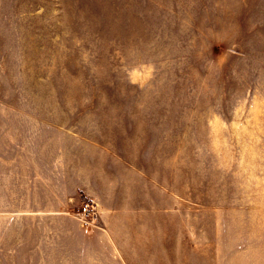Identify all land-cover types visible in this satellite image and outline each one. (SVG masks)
Returning <instances> with one entry per match:
<instances>
[{
    "label": "rangeland",
    "instance_id": "1",
    "mask_svg": "<svg viewBox=\"0 0 264 264\" xmlns=\"http://www.w3.org/2000/svg\"><path fill=\"white\" fill-rule=\"evenodd\" d=\"M0 116L66 132L120 264H264V0H0Z\"/></svg>",
    "mask_w": 264,
    "mask_h": 264
},
{
    "label": "crops",
    "instance_id": "2",
    "mask_svg": "<svg viewBox=\"0 0 264 264\" xmlns=\"http://www.w3.org/2000/svg\"><path fill=\"white\" fill-rule=\"evenodd\" d=\"M75 156L65 131L36 127L33 117L0 116V231L7 232L0 242L9 237L25 264H120L104 199L109 192L97 172L77 168L85 162ZM85 199L96 203L105 226L75 217Z\"/></svg>",
    "mask_w": 264,
    "mask_h": 264
},
{
    "label": "built area",
    "instance_id": "3",
    "mask_svg": "<svg viewBox=\"0 0 264 264\" xmlns=\"http://www.w3.org/2000/svg\"><path fill=\"white\" fill-rule=\"evenodd\" d=\"M96 203L92 199H85L81 202L77 211V219L83 223H94L97 217Z\"/></svg>",
    "mask_w": 264,
    "mask_h": 264
}]
</instances>
